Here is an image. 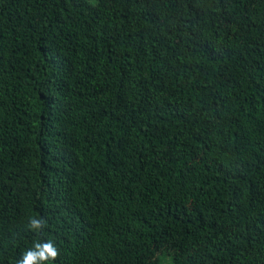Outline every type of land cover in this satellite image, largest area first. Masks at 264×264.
<instances>
[{
    "label": "trees",
    "instance_id": "trees-1",
    "mask_svg": "<svg viewBox=\"0 0 264 264\" xmlns=\"http://www.w3.org/2000/svg\"><path fill=\"white\" fill-rule=\"evenodd\" d=\"M47 240L264 264V0H0V264Z\"/></svg>",
    "mask_w": 264,
    "mask_h": 264
},
{
    "label": "clouds",
    "instance_id": "clouds-1",
    "mask_svg": "<svg viewBox=\"0 0 264 264\" xmlns=\"http://www.w3.org/2000/svg\"><path fill=\"white\" fill-rule=\"evenodd\" d=\"M45 224V221L35 217H29L28 228L34 233L38 232ZM59 256V249L51 240L37 241L31 248L23 252L16 264H47Z\"/></svg>",
    "mask_w": 264,
    "mask_h": 264
},
{
    "label": "rangeland",
    "instance_id": "rangeland-1",
    "mask_svg": "<svg viewBox=\"0 0 264 264\" xmlns=\"http://www.w3.org/2000/svg\"><path fill=\"white\" fill-rule=\"evenodd\" d=\"M162 264H173V262L168 256L163 255L162 256Z\"/></svg>",
    "mask_w": 264,
    "mask_h": 264
}]
</instances>
